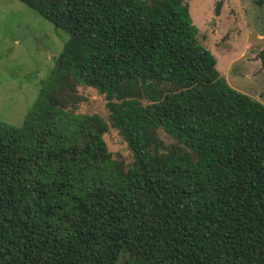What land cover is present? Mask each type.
Returning a JSON list of instances; mask_svg holds the SVG:
<instances>
[{
    "label": "trees",
    "instance_id": "trees-1",
    "mask_svg": "<svg viewBox=\"0 0 264 264\" xmlns=\"http://www.w3.org/2000/svg\"><path fill=\"white\" fill-rule=\"evenodd\" d=\"M19 1L69 36L23 123L0 120V264H264V104L187 0ZM79 84L110 122L76 112Z\"/></svg>",
    "mask_w": 264,
    "mask_h": 264
},
{
    "label": "rangeland",
    "instance_id": "rangeland-1",
    "mask_svg": "<svg viewBox=\"0 0 264 264\" xmlns=\"http://www.w3.org/2000/svg\"><path fill=\"white\" fill-rule=\"evenodd\" d=\"M197 41L217 58L220 74L237 90L264 104V2L260 0H187ZM68 33L19 0H0V120L21 125L38 91L55 66ZM81 114L110 122L104 94L79 84ZM160 137L170 144L167 134ZM115 158L129 163L133 153L115 127L104 134Z\"/></svg>",
    "mask_w": 264,
    "mask_h": 264
},
{
    "label": "water",
    "instance_id": "water-1",
    "mask_svg": "<svg viewBox=\"0 0 264 264\" xmlns=\"http://www.w3.org/2000/svg\"><path fill=\"white\" fill-rule=\"evenodd\" d=\"M165 149L164 148H161V151H164Z\"/></svg>",
    "mask_w": 264,
    "mask_h": 264
}]
</instances>
